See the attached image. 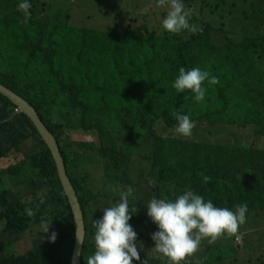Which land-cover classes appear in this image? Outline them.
Returning a JSON list of instances; mask_svg holds the SVG:
<instances>
[{
	"label": "trees",
	"instance_id": "1",
	"mask_svg": "<svg viewBox=\"0 0 264 264\" xmlns=\"http://www.w3.org/2000/svg\"><path fill=\"white\" fill-rule=\"evenodd\" d=\"M206 1L184 0L192 13L190 23L199 29L192 35L187 31L163 36L147 23L132 29L121 21L107 35L80 27L73 30L72 38L62 40L55 31L47 35L48 27L43 23L38 36L32 39L27 26V22H32L30 15L25 18L18 10V1L0 0V83L25 98L51 133L52 117L61 126L71 118L78 129H96L100 133L106 117L120 131L130 126L146 130L153 139L151 159L158 179L153 185L155 197L173 199L190 188L218 207L246 203L247 208L264 209V151L211 145L205 139H164L155 133L154 128L160 124L175 128L173 110L189 115L194 122L235 124L237 113L248 117L247 103L254 102L261 121L264 119V80L245 47L246 41L234 43L224 27L216 28L209 20L201 19L200 24L206 25H199L196 11L205 10L194 5ZM30 3L29 12L33 13L35 0ZM262 6L260 11L254 8L251 15L264 18V0ZM217 33L227 37L225 45L212 44V35ZM160 46L170 52L161 55ZM126 66L140 70L142 76L136 83L124 80ZM181 67H199L219 81L215 85L203 83L205 98L194 114L186 108L193 95L191 91L177 93L171 87ZM156 78L166 81L157 84ZM146 82L157 85L158 91L142 100ZM17 108L0 94V158L17 153L24 142L37 136L45 149L24 157L11 169L33 168L46 178L52 174L54 180L46 195L38 200L40 211L35 215H20L4 199L9 212L5 216L9 221L6 230L31 229L47 213L48 200L57 208L64 200L73 231L59 228L54 242L35 243L22 253L12 249L16 238L4 242L0 246V264H71L75 222L68 198L50 150L31 120L21 111L16 112ZM101 144L104 145L103 139ZM108 152L104 147L101 155L107 156ZM201 173L210 179L204 182ZM72 182L82 208L89 205L93 198L91 190L77 179ZM5 244L10 245L5 248Z\"/></svg>",
	"mask_w": 264,
	"mask_h": 264
},
{
	"label": "rangeland",
	"instance_id": "2",
	"mask_svg": "<svg viewBox=\"0 0 264 264\" xmlns=\"http://www.w3.org/2000/svg\"><path fill=\"white\" fill-rule=\"evenodd\" d=\"M262 3L263 0H207L194 6L205 10V12L196 11L199 25H206L205 22L200 24L201 19L209 20L216 28L224 27L234 43L246 41L245 47L250 52L260 77L264 80V18L251 15L254 8L260 11L263 7ZM185 7L188 8L187 3ZM32 10L33 13L30 12L32 22H27L32 39L38 36L40 23L48 27L47 35L50 31H55L62 40L72 38L73 30L80 27L99 30L107 35L110 29L114 26L118 27L121 21L132 29L147 23L151 30L163 36L182 34V32L179 34L165 32L161 28L160 22L168 8L158 6L157 0H35ZM117 14L120 18H116ZM192 34L189 32V35ZM227 41V37L222 33L212 35L214 45H225ZM159 50L161 55L170 52L163 46H160ZM125 68L126 73L123 78L128 82L132 80L134 84L142 76L139 75L140 70L133 66ZM164 81L166 79L156 78L157 84ZM143 86L147 90L141 92L142 100H147L158 91L157 85L150 82H146ZM247 107L250 109L246 113L248 117L238 112L235 124L194 122L195 126L189 137L181 136L175 128L168 129L164 124H160L154 128L155 133L164 139L192 141L205 139L211 145L264 151V119L261 121L254 102L247 103ZM186 108L190 114L197 113L201 108L200 102L197 103L191 98L186 102ZM105 122L101 133L96 129L80 130L77 122H71V118L68 124L65 122L63 126L59 125V121L54 117L49 123L53 127L52 134L59 144L62 155L67 158L65 163L69 177L73 181L79 180L81 185L87 186L93 194L90 204L83 207L84 221L86 228L88 226L89 228L86 229L82 263L87 264V258L95 248L93 220L102 216L101 208L118 202L121 193H126L130 203L129 210L132 207L137 210L129 223L137 233L140 260H133L132 264H169L167 257L152 248L154 241L151 239V233L157 229L146 215L145 204L154 197L153 185L158 181L151 159L153 139L146 130L137 126H130L127 130L120 131L110 117L103 118L102 123ZM104 147L109 149L107 156L101 155ZM44 149L43 142L37 136H33L21 145L17 153L0 158V246L16 238L17 241L12 247L15 253H22L32 248L35 243L49 240L48 236L52 231H55L57 236L59 228L68 233L73 231L71 217L64 200L59 203L58 208L54 202L48 200L49 204L45 207L47 213L31 229L6 230L9 221L5 216L9 212L4 199L20 215H35L40 211L38 200L46 195L54 176L50 174L46 178L33 168L20 170L11 168H14L24 157ZM228 208L234 210V206ZM262 214L264 209L247 208L246 222L239 226L235 235L222 234L211 244L207 239H203L198 250L185 258L187 264H248V261L239 260L238 257V254L244 253L245 246H251L253 249L250 252L253 253L254 258L250 256L251 259H256L254 255H258L264 260L262 230L264 218L256 220V216ZM49 220V232L42 233L41 223ZM249 228L258 229L260 233L255 235L247 233ZM9 245L5 244L4 247ZM181 264L184 262L182 261Z\"/></svg>",
	"mask_w": 264,
	"mask_h": 264
},
{
	"label": "clouds",
	"instance_id": "3",
	"mask_svg": "<svg viewBox=\"0 0 264 264\" xmlns=\"http://www.w3.org/2000/svg\"><path fill=\"white\" fill-rule=\"evenodd\" d=\"M157 4L168 8L160 22L165 32L179 34L188 31L195 34L199 30L194 23H190L192 13L185 7L184 0H157ZM17 8L27 18L30 15V0H18ZM205 81L208 85L219 82L207 70L181 67L171 87L177 93L190 90L192 99L199 103L205 98ZM172 116L177 122L175 131L184 137L191 136L195 125L189 115L173 110ZM200 175L204 182L210 179L203 173ZM129 205L127 194L121 193L118 202L101 208L102 216L93 220L95 248L87 258V264H132L133 260H140L137 233L129 223L137 210L133 207L129 210ZM145 205L146 215L157 229L151 233L154 241L152 248L167 257L169 264H181L182 261L187 264L185 258L198 250L203 239L211 244L222 234L235 235L239 226L246 222V203L235 205L234 210L218 207L211 199L205 200L190 188L173 199L154 196ZM49 226L50 220L42 222V233H48ZM48 239L54 242L56 232L52 231Z\"/></svg>",
	"mask_w": 264,
	"mask_h": 264
},
{
	"label": "water",
	"instance_id": "4",
	"mask_svg": "<svg viewBox=\"0 0 264 264\" xmlns=\"http://www.w3.org/2000/svg\"><path fill=\"white\" fill-rule=\"evenodd\" d=\"M0 94L8 98L16 107H18L22 113H24L31 120L54 158L59 179L68 198L75 222V244L71 264H83L82 251L86 238L84 213L78 193L67 173L65 159L62 155L59 144L54 135L48 130L46 124L40 118L37 110L25 98L4 86L2 83H0Z\"/></svg>",
	"mask_w": 264,
	"mask_h": 264
},
{
	"label": "crops",
	"instance_id": "5",
	"mask_svg": "<svg viewBox=\"0 0 264 264\" xmlns=\"http://www.w3.org/2000/svg\"><path fill=\"white\" fill-rule=\"evenodd\" d=\"M262 218H264V214L256 216L257 221L261 220ZM262 230L264 231V227L262 228ZM249 232L252 235H255L256 233H260V232H258V229H255V228L247 229V233H249ZM244 250H245L244 253L238 254L239 260L248 261V264H263L264 260L260 259L258 257V255H254L256 257V259H251L252 254H253L252 252H250V251H253L251 246H245ZM252 258H254V257H252Z\"/></svg>",
	"mask_w": 264,
	"mask_h": 264
},
{
	"label": "built area",
	"instance_id": "6",
	"mask_svg": "<svg viewBox=\"0 0 264 264\" xmlns=\"http://www.w3.org/2000/svg\"><path fill=\"white\" fill-rule=\"evenodd\" d=\"M15 111H16V112H19L20 110L17 108ZM237 240H238L239 242H241V239H240L239 237H237Z\"/></svg>",
	"mask_w": 264,
	"mask_h": 264
}]
</instances>
